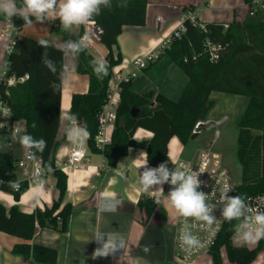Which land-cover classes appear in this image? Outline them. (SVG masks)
Here are the masks:
<instances>
[{
	"label": "trees",
	"instance_id": "16d2710c",
	"mask_svg": "<svg viewBox=\"0 0 264 264\" xmlns=\"http://www.w3.org/2000/svg\"><path fill=\"white\" fill-rule=\"evenodd\" d=\"M242 1L252 8L253 0ZM121 3H126L127 7H119ZM149 3L150 0H112L111 8H102L101 14L93 18V23L103 32L100 43L108 50V75L103 79L97 78L89 63L94 55L88 48L76 55V72L88 77L89 90L87 94L73 96L70 114H77L80 123H87L91 133L87 147L91 153L103 155L108 168L116 169L130 148L146 150L149 165L157 167L162 162H169L168 146L174 138L183 146L187 145L196 126L208 120L213 108L210 99L212 93L248 98L246 110L238 124L237 155L243 181L236 187L234 196H245L250 205L255 199L264 197V12L259 9L254 17L248 14L243 21L234 20L228 25L202 24L196 18V26L190 20H185L183 26L186 31L178 38L174 32L156 58H167L187 77L188 84L180 100L172 101L156 91L139 95L133 90L135 80L119 83L120 104L116 111L111 144L103 150L98 148L97 139L102 127L100 116L106 111L112 95L110 83L114 78L113 68L123 62L122 56L115 54L113 48L118 45L124 27L146 25ZM16 4L22 6V0H16ZM5 21L7 16L0 14V22ZM11 25L13 34L4 58L7 72L6 79L0 80V99L11 107L13 120L23 123L27 134L47 142L43 153H36V156L42 161L45 173L51 167L60 198L53 208L44 211L36 209L32 214L23 213L17 205L7 210L1 204L0 232L23 242L14 245L13 255L32 258L39 264H57L59 254L55 249L31 242L39 229L67 233L68 221L73 213L71 205L61 207L68 183L67 174L57 167L56 159L60 146L57 136L61 126L63 92L62 86L55 90L52 88L54 82L60 85V72L65 69V53L51 42L44 49L35 39L15 36L27 26L21 17L14 15ZM80 27L72 40L80 39L87 32L86 27ZM62 29L57 20L50 32L60 33ZM207 42L224 48L219 62L210 61L205 47ZM44 51L57 67L55 74L42 62ZM25 77L28 79L24 83H17L13 87L6 85L7 79L20 80ZM134 110L140 111L137 116L133 115ZM34 122L35 128L32 127ZM138 129L151 132L152 140L141 143L135 141L134 135ZM18 163L12 155L0 152V188L12 195L16 203L29 190V183L20 180L22 173ZM169 167H174L173 163L169 162ZM9 181L19 182V189L11 187ZM138 207L149 216L156 209L154 200L144 195ZM236 223L226 222L225 230L212 249V264L224 263L222 251H226L230 264H254L264 251V239L259 240L254 249L235 245L233 237Z\"/></svg>",
	"mask_w": 264,
	"mask_h": 264
},
{
	"label": "crops",
	"instance_id": "0c3cea01",
	"mask_svg": "<svg viewBox=\"0 0 264 264\" xmlns=\"http://www.w3.org/2000/svg\"><path fill=\"white\" fill-rule=\"evenodd\" d=\"M227 1L232 2L233 5L227 6L229 10L227 9L225 13L228 14L232 9V16H230L231 21L223 23L220 13L224 12L218 6L219 0H150L146 25L144 27H124L123 33L118 38V45L113 48L114 53L120 54L123 59L122 63L128 65L137 59H146L155 55L159 49L161 52L167 40L181 28L184 23L182 17L188 12H194L202 24L228 25L234 20H242L243 14L248 9L247 4L242 0ZM203 5L207 9L213 10L211 15L204 12V19L200 14ZM185 9L188 10L185 11ZM9 21L11 18L9 20L7 17V22H0V74L8 48L7 35L13 33V29L8 28ZM56 21L43 23L34 21L32 26H25L21 32L15 35L37 41L46 39L61 49L62 42L72 39L81 27H74L70 30L62 29L60 33L51 34L52 24ZM91 23L82 26L86 27L85 30L88 31ZM97 44L102 48L101 51L97 45L100 57L106 60L108 50L100 41ZM95 55L94 57H97ZM65 59L67 72L66 83L62 85L61 126L57 136L60 146L56 159L57 167L68 177L67 192L61 207L64 208L69 204L73 207V213L68 221L67 233L61 234L51 229H39L31 244L55 249L59 254L57 264H80L83 260L84 264H132V261L137 257L142 258L145 264H186L176 257L175 238L178 217L175 212L166 206L164 197H161L160 203H157L154 197L139 190V175L143 168H138L137 159L141 152L147 153L146 150L130 148L128 155L119 161L116 169L107 167L103 155L93 154L90 151L88 152V162L82 167L75 169L68 166V156L73 144L67 140L66 122L63 117L70 114L72 98L75 94H87L89 79L76 72L78 63L76 55L65 54ZM111 83L110 90L114 103L108 105L106 112L116 114L120 104V95L114 80ZM187 84L188 79L182 71L167 58H163L148 63L146 69L138 72L133 90L139 95L156 91L176 102L182 97ZM208 120L210 119L208 118ZM20 125L24 127L23 123ZM113 130L114 123L106 128L107 137L112 138ZM152 138L153 134L144 129H138L134 135V140L140 143L149 142ZM85 142L87 143V140ZM169 145L168 155L173 161L181 160L183 145L177 138H174ZM0 152L12 155L18 162L26 161L25 149L18 141L15 144H10L6 149H2L0 144ZM197 153L190 159H194ZM148 166L151 167L149 163ZM36 167H38L37 164H29L26 170H21L20 180L29 182V190L21 197V200L16 203L12 195L3 192L0 188V205L2 204L7 210L17 205L25 214H32L36 209L44 211L46 208H53L54 203L60 198L53 172L44 173L41 178L43 191L40 193V198L36 201L32 199L31 178ZM106 192L116 193L120 200L115 212L99 211V202ZM143 195L152 198L155 202L156 209L151 216L138 207ZM100 233L116 234L123 237L129 249L118 250L114 255L107 257H95L94 252L101 245L94 238ZM258 242L252 244L253 247L246 246L254 249ZM19 243L23 242L0 232V264H39L32 258L12 254L14 245ZM145 246L150 248L149 253L143 251ZM205 257L201 256L190 264H212V260L207 261ZM253 263L264 264V251ZM223 264L230 263L227 259Z\"/></svg>",
	"mask_w": 264,
	"mask_h": 264
},
{
	"label": "clouds",
	"instance_id": "9594fccd",
	"mask_svg": "<svg viewBox=\"0 0 264 264\" xmlns=\"http://www.w3.org/2000/svg\"><path fill=\"white\" fill-rule=\"evenodd\" d=\"M119 7H127L126 3H121ZM112 0H22V6L18 7L16 0H0V14L6 15L9 20L16 15L32 26L35 22L59 20L64 30L74 27L88 25L93 22L95 16L101 14L102 8H111ZM34 18V19H33ZM89 34L85 33L80 39H68L61 44V50L66 55H78L84 52L89 46ZM38 45L46 49L49 41L40 39ZM43 64L53 73L57 72V67L53 60L49 59L48 53L44 51L42 56ZM98 79H103L108 75V64L103 57H94L89 61ZM67 69L60 72V85L55 82L52 88L55 90L66 83ZM65 120V134L67 140L76 146H80L91 135L87 123H80L77 114H68L63 117ZM36 127V123L32 124ZM14 137L25 149V157L28 160L37 159L36 153H43L47 146L44 139H36L27 134L26 129L20 126L15 127ZM169 162L174 163L169 156ZM169 162H162L157 167H149L147 153L141 152L137 159V166L143 171L139 175V190L142 193L152 195L156 202L160 203L161 197L166 200V206L181 218L183 225L179 232V243L186 252H192L202 247L201 240L193 235L188 220H192L203 225H212L217 222L213 214L217 205H220L221 218L224 221H237L234 225V243L238 246L255 244L264 239V211L257 210L253 213L247 198L243 195L229 196L231 187L225 184L219 197L214 203H209L208 194L198 191L201 181L198 179L199 173L189 171L183 166L169 167ZM48 171L52 169L49 166ZM44 170L37 168L32 178V199L39 200L43 191L41 178ZM2 182V181H0ZM170 184L171 190L165 196L163 185ZM14 189H19V182L9 181ZM120 204L116 193H104L99 202V211L115 212ZM79 239V237H78ZM94 240L101 245L94 252L95 257H107L114 255L118 250L129 249L126 240L116 234L100 233ZM145 253L150 252V248H143ZM84 264V260L80 262ZM132 264H145L142 258H135Z\"/></svg>",
	"mask_w": 264,
	"mask_h": 264
},
{
	"label": "built area",
	"instance_id": "2783aa9c",
	"mask_svg": "<svg viewBox=\"0 0 264 264\" xmlns=\"http://www.w3.org/2000/svg\"><path fill=\"white\" fill-rule=\"evenodd\" d=\"M257 9L264 12V3L260 0H253L252 2V8H249V14L250 16H255L257 13ZM196 14L194 12H188L183 15L182 20H190V22L194 23L196 26ZM202 30L206 31L205 27L203 25H200ZM8 28H12L11 21L8 23ZM96 25L95 23H91L90 29L86 32L89 34V46L88 49L93 53L95 52L99 56L101 55L97 48V42L98 40L96 33H95ZM181 31L175 32L174 36L176 38L180 37L181 33H184L186 30L184 26L182 25L180 28ZM13 34V33H12ZM17 36V35H15ZM10 35H7L8 38V48L10 44ZM206 52L208 53L210 57V61L212 63L219 62L221 58L222 53V46L207 42L206 45ZM7 48V49H8ZM156 59V55H152L147 57L146 59H137L134 62L130 63V67L125 71H121L119 73H113V80L117 85V90L119 92V83L133 81L138 78V72L141 70H144L147 68L148 63H151L152 61ZM4 67L6 69L5 72H2L0 74V80L6 79V72H7V65L4 64ZM28 77L22 78L20 80H17L15 78H10L6 80L7 87H13L17 83H24ZM112 98V95L109 100V104L114 103V100ZM108 104V105H109ZM108 107V106H107ZM106 107V108H107ZM106 110V109H105ZM107 111V110H106ZM104 111L100 116V123H101V132L97 139V146L99 149L103 150L107 145L111 144V138L107 137L106 135V128L115 122V113H108ZM20 126V123H17L13 120L12 110L11 107L7 104L6 101L0 99V131H4L6 133H14L15 127ZM24 128V127H23ZM215 135H219V133L216 131ZM213 146L209 145L208 148L199 150V153H197V156L194 159L191 160H175L173 165L174 167H180L183 166L185 169L189 171H195L199 173L198 179L201 181V187L198 189V191H203L204 193L210 195L209 196V203H214L216 200V197H219V192L222 191L225 184H228L232 190L229 191V196H234L235 189L237 186L234 185L232 182L230 176L228 175L227 171L221 168V161L219 157L211 150ZM88 152L89 149L87 147V143L83 142L82 145L76 146L72 145L69 156H68V166L72 168H80L84 164L88 162ZM29 164H37L39 168H42V161L37 158L35 160H28L26 158V161H22L18 163V168L20 170H26ZM36 167V169L38 168ZM35 169V171H36ZM35 173V172H34ZM45 172H43L44 175ZM34 175V174H33ZM42 175V176H43ZM33 178V177H32ZM31 178V179H32ZM30 179V180H31ZM29 183V182H28ZM2 183L0 182V185ZM170 184H165L163 186L165 196L168 194V192L171 190ZM152 196V195H151ZM153 197V196H152ZM155 199V197H154ZM156 201V199H155ZM254 212L257 210L264 211V197L255 199L250 205H249ZM213 214L217 218V222H215L212 225H203L201 223L188 220L187 224L190 226L191 231L193 235L197 236L201 242L202 247H200L197 250H194L192 252H186L184 249L181 248L179 243V232L183 225V221L181 218L178 217V223H177V230H176V238H175V249H176V257L178 260H180L183 263L190 264L195 262V260L201 256H210L212 249L217 245L219 237L222 233L226 225L227 221H224L221 218V209L220 205H217V207L214 209ZM222 255V253H221Z\"/></svg>",
	"mask_w": 264,
	"mask_h": 264
},
{
	"label": "rangeland",
	"instance_id": "374dc122",
	"mask_svg": "<svg viewBox=\"0 0 264 264\" xmlns=\"http://www.w3.org/2000/svg\"><path fill=\"white\" fill-rule=\"evenodd\" d=\"M232 5V2H228L227 0H219L218 6L224 12L220 13V18L223 23H228L229 21H231L230 16H232V9H230L231 11L228 14H226L225 11L227 9L229 10L227 6L230 7ZM204 12L210 13V15L213 14V10L211 8L210 10L207 9L205 5L202 6L200 12L203 19L205 18L203 16ZM248 14L249 8L243 14V19L241 21L248 17ZM99 49L101 50L102 48L99 47ZM157 53H160V49L158 50V52L155 53V55H157ZM94 54L96 53L93 52V55ZM95 56L100 57L97 54ZM157 57L158 56H156V58ZM129 67L130 64L126 65L122 63L121 65L113 68V73L125 71V69L127 70ZM5 71L6 69L3 66L2 72ZM211 97L212 98L210 99L213 102V108L211 109L208 118L212 121H220L224 118H227V121L221 126L212 129V131L203 132L202 135L199 136L195 141H190L187 145L183 146L181 160H191L190 158L195 153H197V151H201L203 149L208 148L209 145H212L213 147L211 148V150L219 157L221 161V168L227 171L234 185L238 186L241 184V181H243L242 167L238 161L237 155L239 136L238 124L246 110L248 98L243 96L228 95L219 92L212 93ZM216 131L219 133L218 136L215 135ZM17 141L18 140L14 137L13 133H6L4 131H0V144L2 149H6L10 144H15ZM247 246L253 247L252 244H248ZM205 258L207 259V261H211L210 256L207 255ZM226 260V251H222V261L226 262Z\"/></svg>",
	"mask_w": 264,
	"mask_h": 264
},
{
	"label": "water",
	"instance_id": "95a60500",
	"mask_svg": "<svg viewBox=\"0 0 264 264\" xmlns=\"http://www.w3.org/2000/svg\"><path fill=\"white\" fill-rule=\"evenodd\" d=\"M95 33H96V36H97L98 40H101L102 35H103V32L101 31V29L96 27ZM139 112H140L139 110H136V111L134 110L133 115L137 116ZM226 121H227V118H224V119H222L220 121L207 120L205 122H200L196 126V128H195L196 130H194V132L192 134L191 141H195L199 136L202 135L203 132L212 131V129L221 126Z\"/></svg>",
	"mask_w": 264,
	"mask_h": 264
}]
</instances>
